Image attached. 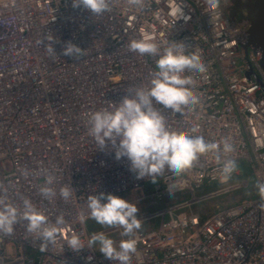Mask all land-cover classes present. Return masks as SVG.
Segmentation results:
<instances>
[{"label":"built area","instance_id":"obj_1","mask_svg":"<svg viewBox=\"0 0 264 264\" xmlns=\"http://www.w3.org/2000/svg\"><path fill=\"white\" fill-rule=\"evenodd\" d=\"M110 7L94 16L74 8L73 0H0V185L11 202L19 205L27 197L50 221L63 214L66 222L45 251L24 221L13 234L0 233V264H119L97 246L73 251L66 241L79 235L86 243L91 237L85 227L89 195L120 197L134 189L143 192L137 201L164 205L138 217L141 222L167 219L158 229L134 233L137 251L130 264H264L258 193L207 213L192 209L247 187L242 179L201 192L233 182L239 167L225 179L207 154L179 177L165 170L146 194L151 178L137 179L127 158L117 160L111 147L100 150L88 134L91 112L114 106L130 95L127 90L151 79L157 58L129 51L131 40H154L161 47L183 42L207 69L185 73L193 80L196 103L182 114L157 107L171 128L198 126L208 142L227 138L235 150L226 158L244 161L256 181L264 180V71L251 51L243 57L244 22L229 19L226 0H144L140 10L128 0H111ZM68 42L83 50L82 57L63 55ZM51 45L56 56L46 50ZM45 171L55 177L57 196L51 201L38 191ZM177 182L180 190L170 193L169 184ZM65 184L74 190L68 201L59 196ZM112 230L122 231L99 232Z\"/></svg>","mask_w":264,"mask_h":264},{"label":"clouds","instance_id":"obj_2","mask_svg":"<svg viewBox=\"0 0 264 264\" xmlns=\"http://www.w3.org/2000/svg\"><path fill=\"white\" fill-rule=\"evenodd\" d=\"M128 3L138 10L144 0H128ZM111 0H73V7L89 11L94 16L111 11ZM215 10V7L213 8ZM129 51L140 55L156 57L155 70L147 85L127 90L125 95L114 106L91 112L88 116V134L94 138L100 150L111 147L115 158H127L130 170L137 179L150 177L152 183L165 170L181 176L194 167L201 156L211 154L215 162L221 166V174L230 179L238 170L235 159L226 158L235 150L234 144L227 138L222 142H208L204 136L198 135L199 127L191 130L171 128L167 118L157 105L172 110L173 113H183L185 108L196 103L192 90L193 80L186 72L204 73L207 69L202 57L195 51H187L183 42L173 41L161 47L154 40L133 39L128 44ZM51 56H56L54 48L46 46ZM83 50L68 42L63 55L79 59ZM21 175L27 177V169ZM44 183L38 191L49 201L57 196L53 186L55 177L44 172ZM255 188L260 197L259 208L264 211V180H257ZM180 190L179 183L169 184L170 193ZM74 190L69 184L59 188V196L68 201ZM106 200V202H102ZM89 216L97 224L109 228L119 227L120 235L128 237L117 244L104 232H96L85 243L79 235H72L66 244L73 251H80L85 246L98 249L105 258L118 261L119 264H130L132 255L137 251V241L134 233L141 229V219L137 217L138 208L135 204L118 196L101 193L89 195L87 199ZM20 221L26 222L27 233L35 234L40 241V250L45 251L49 244H55L57 235L65 225L63 214L52 222L27 197H21V204L10 201L6 189L0 185V233L11 235L14 226ZM90 259V258H89Z\"/></svg>","mask_w":264,"mask_h":264},{"label":"rangeland","instance_id":"obj_3","mask_svg":"<svg viewBox=\"0 0 264 264\" xmlns=\"http://www.w3.org/2000/svg\"><path fill=\"white\" fill-rule=\"evenodd\" d=\"M238 167L240 168V176H238L233 182H229L226 184H218V183H213L208 186V188L202 190L201 192L204 191H214L216 189H220L222 187H225L227 185H230L235 182H239L242 179H246L248 181V186L245 188H240L235 191L226 193V194H221L218 196H215L209 200H204L202 202H197L196 204L192 205L193 210H200V212H211L215 211L218 209L223 204H231L234 203V201L237 198H242V197H247L251 195H256L258 193L257 189L255 188V183H256V178L254 177V174L252 170L248 167V165L244 161H240L238 164ZM153 191V183H148L145 185V191L146 194L150 193ZM143 194L141 189H134L130 190L127 193L123 194L120 196V198H123L127 200L130 203H133L137 206L138 212H137V217H142L145 215L150 214L151 212L163 207L164 205L158 201L157 205L150 206V200L145 199L144 201H137L136 197H139ZM154 201L151 199V203ZM198 210V211H199ZM167 218H150L147 220L142 221V227L139 229V232H144L149 229H158L159 223L161 220L165 221ZM86 231L90 234L99 232V231H104L109 229V227L102 226L97 224L93 219H88L85 223ZM120 233L118 230H112L109 232H106L105 234L112 238L113 240H117L120 238Z\"/></svg>","mask_w":264,"mask_h":264},{"label":"water","instance_id":"obj_4","mask_svg":"<svg viewBox=\"0 0 264 264\" xmlns=\"http://www.w3.org/2000/svg\"><path fill=\"white\" fill-rule=\"evenodd\" d=\"M231 20L245 24V40L241 44L243 57L251 51L264 71V0H226Z\"/></svg>","mask_w":264,"mask_h":264},{"label":"bare ground","instance_id":"obj_5","mask_svg":"<svg viewBox=\"0 0 264 264\" xmlns=\"http://www.w3.org/2000/svg\"><path fill=\"white\" fill-rule=\"evenodd\" d=\"M231 204H233V203H231Z\"/></svg>","mask_w":264,"mask_h":264},{"label":"crops","instance_id":"obj_6","mask_svg":"<svg viewBox=\"0 0 264 264\" xmlns=\"http://www.w3.org/2000/svg\"><path fill=\"white\" fill-rule=\"evenodd\" d=\"M122 232V231H121ZM115 241V240H114Z\"/></svg>","mask_w":264,"mask_h":264}]
</instances>
